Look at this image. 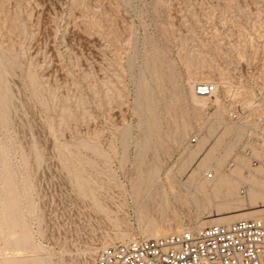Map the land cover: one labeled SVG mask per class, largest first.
Returning <instances> with one entry per match:
<instances>
[{
	"label": "rangeland",
	"instance_id": "374dc122",
	"mask_svg": "<svg viewBox=\"0 0 264 264\" xmlns=\"http://www.w3.org/2000/svg\"><path fill=\"white\" fill-rule=\"evenodd\" d=\"M258 32L264 0H0V264L264 216L263 169L219 158L208 180L191 145L194 84Z\"/></svg>",
	"mask_w": 264,
	"mask_h": 264
},
{
	"label": "built area",
	"instance_id": "2783aa9c",
	"mask_svg": "<svg viewBox=\"0 0 264 264\" xmlns=\"http://www.w3.org/2000/svg\"><path fill=\"white\" fill-rule=\"evenodd\" d=\"M251 41L249 53L229 66L224 77L193 86L205 106L199 107L203 124L191 145L206 139L207 154L217 155L203 171L209 180L226 157L227 167L264 169V34L255 33ZM248 188L241 193L248 194ZM94 264H264V216L108 246Z\"/></svg>",
	"mask_w": 264,
	"mask_h": 264
},
{
	"label": "crops",
	"instance_id": "0c3cea01",
	"mask_svg": "<svg viewBox=\"0 0 264 264\" xmlns=\"http://www.w3.org/2000/svg\"><path fill=\"white\" fill-rule=\"evenodd\" d=\"M263 170H264V169H263ZM259 173H260V175H261V174H263V171H261V172H259ZM253 188H254V187H253ZM254 190L256 191L257 194H258V193H259V194H261V193L263 194V192H262L261 190H259L258 188H254Z\"/></svg>",
	"mask_w": 264,
	"mask_h": 264
},
{
	"label": "bare ground",
	"instance_id": "6f19581e",
	"mask_svg": "<svg viewBox=\"0 0 264 264\" xmlns=\"http://www.w3.org/2000/svg\"><path fill=\"white\" fill-rule=\"evenodd\" d=\"M199 74H202V75H203L204 73H203V72H200V73H198V75H199ZM193 99H194V98H193ZM197 100L199 101V100H202V99H200V98H197ZM203 100H205V99H203ZM194 101H196V100H194ZM203 102H204V101H203ZM199 103H200V101H199ZM215 177H216V176H215ZM208 180H209V179H208ZM213 180H214V179H213ZM248 191H250V189H249V188H248Z\"/></svg>",
	"mask_w": 264,
	"mask_h": 264
}]
</instances>
